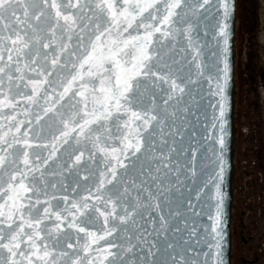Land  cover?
<instances>
[{"label": "snow or ice", "instance_id": "snow-or-ice-1", "mask_svg": "<svg viewBox=\"0 0 264 264\" xmlns=\"http://www.w3.org/2000/svg\"><path fill=\"white\" fill-rule=\"evenodd\" d=\"M234 7L0 0V264H220Z\"/></svg>", "mask_w": 264, "mask_h": 264}, {"label": "rangeland", "instance_id": "rangeland-1", "mask_svg": "<svg viewBox=\"0 0 264 264\" xmlns=\"http://www.w3.org/2000/svg\"><path fill=\"white\" fill-rule=\"evenodd\" d=\"M237 19L232 264H264V5L237 0Z\"/></svg>", "mask_w": 264, "mask_h": 264}, {"label": "water", "instance_id": "water-1", "mask_svg": "<svg viewBox=\"0 0 264 264\" xmlns=\"http://www.w3.org/2000/svg\"><path fill=\"white\" fill-rule=\"evenodd\" d=\"M234 19L232 21L233 36L230 39V64L233 67L234 76L230 81L228 93L229 103L228 111L226 113L227 119L225 122V147L222 153V160L224 165L223 181L221 182L223 201L221 204V220H222V236L220 255L218 260L220 264H232L233 254V239H232V222H233V208H234V179H235V145H236V126H235V108H236V81H235V67H236V27H237V0H233ZM213 136L217 133H212ZM219 153V145L216 146ZM205 224H211L212 221L205 219Z\"/></svg>", "mask_w": 264, "mask_h": 264}, {"label": "flooded vegetation", "instance_id": "flooded-vegetation-1", "mask_svg": "<svg viewBox=\"0 0 264 264\" xmlns=\"http://www.w3.org/2000/svg\"><path fill=\"white\" fill-rule=\"evenodd\" d=\"M251 29L255 30V27H251Z\"/></svg>", "mask_w": 264, "mask_h": 264}]
</instances>
